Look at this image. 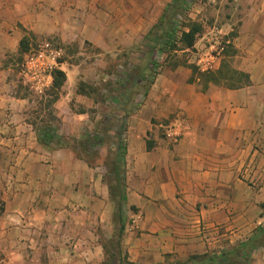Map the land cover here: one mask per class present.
<instances>
[{
	"label": "crops",
	"instance_id": "crops-1",
	"mask_svg": "<svg viewBox=\"0 0 264 264\" xmlns=\"http://www.w3.org/2000/svg\"><path fill=\"white\" fill-rule=\"evenodd\" d=\"M153 1L0 0V259L204 264L252 240L251 249L218 263L264 264V0L233 1L227 57L247 74L239 85L228 76L205 81L176 64L144 88L135 81L144 93L118 99L125 117L121 219L103 156L93 162L71 146L40 140L43 121L23 93L18 56L36 40L61 45L57 132L96 134L98 117L109 114L96 113L101 100L88 85L94 77L106 81L112 62L142 65L145 35L163 13L143 12ZM177 116L184 130L171 143L163 131Z\"/></svg>",
	"mask_w": 264,
	"mask_h": 264
},
{
	"label": "rangeland",
	"instance_id": "rangeland-1",
	"mask_svg": "<svg viewBox=\"0 0 264 264\" xmlns=\"http://www.w3.org/2000/svg\"><path fill=\"white\" fill-rule=\"evenodd\" d=\"M233 1L234 0H179V6L171 10L175 15L171 14L170 18H173L171 20L173 21V27L174 30L176 29L177 35H179L182 30H187L193 26L198 27L199 30L195 36V43L192 49L185 48L184 44L180 42L177 37L174 51L168 52L160 50L162 54H158V50L161 47L159 45L160 39H158V36L155 34L156 31H151L153 28L151 27L143 40L142 50L144 54L141 66L133 64L132 60L125 61L132 63L129 66H127L126 63L124 65L122 61H115L110 64L111 68H106L105 70L110 75L106 78V81L102 79L97 80L95 77L93 78V82L88 85L89 89L95 94L97 100H101L96 106L95 111L96 113L99 112L100 115L104 113L109 114V117L103 120L101 117H98L96 121V124L100 126L98 128L99 132L96 133L97 135L95 136L101 139L102 142L100 144L88 146L87 154L93 162H98L102 156L105 161H111L114 157L116 145L119 142L123 143L124 135L122 129L125 117L124 115L118 116V112L122 111L119 109L121 105L119 100L125 95L144 93L142 88L137 89L134 84L135 81L140 83V87H146L164 67H170L176 64L190 68L193 74L199 77V73L202 71H200L196 65V56L200 49L207 44V39L211 37L210 33L213 27H217L222 31L219 40L222 39V42L225 44L224 54L221 59L222 65L223 63L225 64L224 71L226 72L227 69H232V59L227 56L233 52L231 38L236 29V19H234L232 15ZM172 2L173 0H154L151 5L144 2L143 12L146 15H150V13L155 15L157 10H161L162 13L167 7H170ZM156 3L159 5L155 6ZM133 9L138 13L141 10L139 6L133 7ZM226 40L229 42H224ZM21 59L22 55H19L17 58L18 72ZM119 64H122L124 69L123 66L121 67ZM227 76H229V74H227ZM21 85L24 90L23 93L35 101L36 104L33 106V111L41 115L39 116L41 117L39 120L42 119V124L51 125L53 129L57 130L60 122L57 121V117L55 116L53 100L56 98L61 88L58 89V91L56 88L52 87L44 95H38L24 86L22 82ZM84 87L88 88L86 86ZM127 105L133 106V103L130 102ZM63 137L68 139L69 144H74V136L63 135ZM75 139L81 140L82 138L75 136ZM107 154L110 155L107 157Z\"/></svg>",
	"mask_w": 264,
	"mask_h": 264
},
{
	"label": "trees",
	"instance_id": "trees-1",
	"mask_svg": "<svg viewBox=\"0 0 264 264\" xmlns=\"http://www.w3.org/2000/svg\"><path fill=\"white\" fill-rule=\"evenodd\" d=\"M179 6V0H173L170 7H167L161 15L159 21L151 29L156 31L158 39H160L159 45L161 46L159 50L163 51H174L175 42L177 37L179 41L182 42L185 48L192 49L195 43V36L198 32V27L193 26L187 30H182L179 35H177L176 29L174 30L173 21L170 18L171 14H174L171 10ZM23 42V41H22ZM22 44V43H21ZM25 50V45L22 44V51ZM225 64L222 62L220 67L213 71H205L199 73V77L203 78L205 81H218L219 78H226L227 74L228 80L232 86H237L242 82L243 78H247V74L235 70L227 69L224 71ZM65 80V74L60 69H56L54 72V83L53 88L59 89ZM43 123V122H42ZM40 140L44 142H54L57 146H71V148L78 154L79 157L90 158L88 156V146L94 144H100L102 142L97 134L85 135L81 140L73 138L74 144H69L68 139L59 134L56 129H53L51 125L42 124L40 131ZM110 154H107V157ZM108 168V183L111 197L116 202L118 209V218L121 219V207L124 202V190H125V169H124V147L121 142H119L114 149V157L111 161L107 162ZM4 202L0 200V215L3 212ZM123 232V226L119 230V234ZM254 241L250 240L248 243H242L237 248H234L229 252H222L219 255L207 257L204 260V264H220L218 263L219 258L226 259L229 255H236L247 248L251 249ZM255 246V245H254ZM217 262V263H216ZM228 264V263H227Z\"/></svg>",
	"mask_w": 264,
	"mask_h": 264
},
{
	"label": "built area",
	"instance_id": "built-area-1",
	"mask_svg": "<svg viewBox=\"0 0 264 264\" xmlns=\"http://www.w3.org/2000/svg\"><path fill=\"white\" fill-rule=\"evenodd\" d=\"M221 29L213 27L207 44L196 56V65L202 72L216 70L224 54L225 44L222 42ZM224 42H229L228 40ZM64 48L48 39L36 40L22 54L19 64V76L22 84L38 95H44L54 83V72L59 69ZM156 69V68H155ZM184 123L175 117L164 128V137L171 143L179 141L183 134ZM140 215H135L129 225L130 229L138 227ZM0 264H10L0 259Z\"/></svg>",
	"mask_w": 264,
	"mask_h": 264
}]
</instances>
